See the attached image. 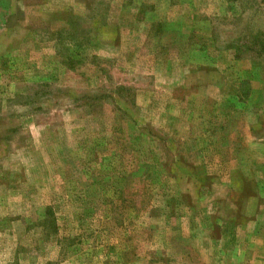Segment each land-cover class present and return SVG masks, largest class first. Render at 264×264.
I'll use <instances>...</instances> for the list:
<instances>
[{
    "label": "rangeland",
    "instance_id": "rangeland-1",
    "mask_svg": "<svg viewBox=\"0 0 264 264\" xmlns=\"http://www.w3.org/2000/svg\"><path fill=\"white\" fill-rule=\"evenodd\" d=\"M0 264H264V0H0Z\"/></svg>",
    "mask_w": 264,
    "mask_h": 264
}]
</instances>
